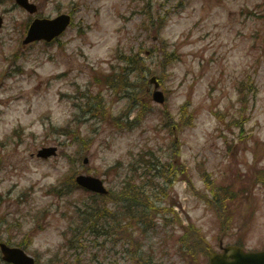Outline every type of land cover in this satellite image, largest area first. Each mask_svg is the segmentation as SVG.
<instances>
[{
  "label": "rangeland",
  "instance_id": "rangeland-1",
  "mask_svg": "<svg viewBox=\"0 0 264 264\" xmlns=\"http://www.w3.org/2000/svg\"><path fill=\"white\" fill-rule=\"evenodd\" d=\"M32 1L38 4L42 16L71 12L73 22L59 40L48 45L44 41L23 45L26 22L33 15L15 0H0L4 17L0 30V219H7L0 227L3 238L12 237L10 242L16 244L29 230L31 241L26 250L39 264L47 262L67 237L72 238L71 234L63 235L70 222L61 209L71 198L93 196L79 188L66 197L67 192L61 197L46 194L48 186L71 169L66 151L72 152L82 144L77 150L82 153L75 157L78 172L106 180L109 166L119 160L127 163L144 144L165 148L177 139L197 188L206 186L204 172L215 185L239 192L228 210L233 222L223 227L216 211L191 193L187 182L178 181L163 203L175 204L184 224L197 222L207 242L200 250H192L184 262L174 240L168 238L171 233L178 235L180 226L176 232L173 227L158 232L149 229L145 237L137 232L146 244L145 257L153 250L148 264H207V252L220 250L221 238L224 244L243 243L248 248L264 245V183L258 181L262 174L253 170L256 166L264 169V0ZM151 13L156 21L163 18L161 24L166 25L162 34L173 46L137 28V23ZM161 45L171 53L172 60L162 55ZM141 46L145 49L143 59L162 81L167 101L159 104L153 100L152 85L147 97L141 78L130 74L132 84L126 92L113 95L106 90L105 98L112 116L122 115L124 109L137 103L128 118H136L133 127H118L114 116L104 118L100 110L87 121L90 114H82L79 105L89 88L92 95L97 92V87L90 84L93 75L111 72L113 67L118 74H126L119 66L125 63L116 56ZM247 74L248 84L237 91V82ZM240 93L243 100L249 98L244 106L239 101ZM187 99L191 104L186 112L195 116L194 124L170 131L165 121L179 116V108ZM228 106L231 112L223 122L214 110L223 111ZM87 107L90 113L95 111L92 104ZM165 108L172 114L164 118ZM74 116L73 125L81 120L86 138L83 143L72 140L70 145L71 137L66 140L49 127L51 123L62 126ZM22 128L21 143L17 136L9 139L15 129ZM10 141L13 144L9 145ZM52 144L58 145L56 156H37L40 148ZM175 146L173 143L172 148ZM108 178L113 184V176ZM106 184L114 187L107 180ZM46 205L51 207L45 229L38 230L34 227L45 213L38 212L36 218L32 213ZM86 236L88 254L83 264H141L140 255L132 253V244L117 242L115 236Z\"/></svg>",
  "mask_w": 264,
  "mask_h": 264
},
{
  "label": "trees",
  "instance_id": "trees-1",
  "mask_svg": "<svg viewBox=\"0 0 264 264\" xmlns=\"http://www.w3.org/2000/svg\"><path fill=\"white\" fill-rule=\"evenodd\" d=\"M157 30V29H156ZM155 32V30L152 28L150 30V32ZM138 57V55H137ZM133 63L138 64L139 61L137 58L132 60ZM134 70V69H133ZM111 86H114L112 82ZM127 86V85H125ZM98 104L101 105L102 103V95L101 93L95 97ZM185 114V113H184ZM127 124H130L129 122ZM71 124L67 125L64 128H59V133L60 134H64L67 136H71L73 140L78 141V140H83V136L81 134V127L77 126V127H71ZM117 125L120 126V123L117 122ZM146 154H150V152L146 153ZM152 156V155H151ZM151 156H150V160L141 158L140 161L136 160L134 163L131 164V169H129V172H125L123 175L124 177H127L125 179H122L121 182H123V185H120L119 191L113 193L114 197H116V199L120 202L121 206H120V214L118 217L115 218L114 220V229L118 232V233H123L124 231L130 229L131 227H139V228H143V229H147L148 227H153L154 224L152 223L151 220H149L147 218V214L146 213H142L141 209L143 207L150 208L152 209L154 206V202L155 201H149V196L153 193L156 192V185L152 182V178L150 176L151 172H152V167L153 164L150 163L151 162ZM120 166V165H119ZM163 168H168L170 165L169 163L164 162L162 164ZM114 169V168H113ZM173 169L175 170H171L169 169V171H165L162 172V175L164 177L165 180H163V183L159 186L160 187V193L162 195L167 194L168 191V187H171L174 185L173 182V177L176 176V179H187V180H191L188 174V171L186 169V165H184L183 163H178L176 165V167H173ZM74 172V171H73ZM129 173H133L134 175H138L135 178H130V174ZM144 173L146 175V178L141 176V174ZM119 175L120 172H118ZM121 175V176H123ZM130 178V179H129ZM128 180V181H126ZM70 183L73 184L74 183V179H69ZM120 182V183H121ZM147 186L148 189H147ZM207 191L210 195H212V197H210L207 193H202L201 195L216 209H218L220 211L222 205L224 204V200H230L232 198H234V195L232 193V191L228 192V189H223L220 188L219 185H213L210 186L208 181H207ZM53 193H57L60 194V190L57 191L56 189H53L52 191ZM147 194V195H146ZM149 195V196H148ZM91 203L86 204L85 206V210L82 211L83 214L85 215H91L93 221L90 225V227L94 230V231H99L101 229H103V225L102 222L99 221L100 217H104V218H108L109 217V209L108 207L106 208H101L97 205H95V203L97 201H92L90 200ZM81 211V210H79ZM164 219H166L165 224L168 225L169 223H173V221L171 219H169L167 217V215L165 214ZM7 219H0V227H2V224H4V221H6ZM104 231V230H103ZM190 236H194L196 237L197 241L200 242L199 246L201 244H203L201 242V233L198 232V229L196 226H191L187 232H186V236L184 238V243L186 239H189ZM0 240H4L3 238V229H0ZM7 241L10 242L12 241V237H8ZM27 238L26 236L23 237L22 241L20 244L26 246L27 245ZM194 241V239H192L191 241H188V244L186 245L188 247L187 251H184V254L188 252V250L192 251L193 245L194 243H190ZM181 248L184 249L185 245L181 244Z\"/></svg>",
  "mask_w": 264,
  "mask_h": 264
},
{
  "label": "water",
  "instance_id": "water-1",
  "mask_svg": "<svg viewBox=\"0 0 264 264\" xmlns=\"http://www.w3.org/2000/svg\"><path fill=\"white\" fill-rule=\"evenodd\" d=\"M22 6L26 7L31 12L36 10V6L34 4L29 3V0H17ZM70 22V16L67 14H62L55 19H36L31 27L29 28L28 35L25 39V43L31 42L36 39L45 38L47 40L53 39L55 36L59 35ZM2 20L0 19V25ZM154 79V78H153ZM159 83H156L158 86ZM155 98L157 100L163 101V93L161 91L155 92ZM54 148H45L40 151V155H49L54 152ZM78 181L90 188L97 191H104L102 181L99 178L90 176V175H80L78 177ZM1 249L3 252V259L8 262H13L15 264H35V260L33 257L28 255L23 249L19 247H10L5 243H1ZM235 251L233 255H243V250L238 248H234ZM227 256H223L221 254L212 253L210 264H225L227 262ZM230 261V260H229ZM231 264H242L241 261L235 260V262H231Z\"/></svg>",
  "mask_w": 264,
  "mask_h": 264
}]
</instances>
